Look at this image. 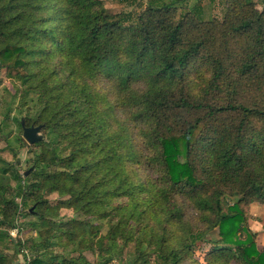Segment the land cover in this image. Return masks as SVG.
<instances>
[{"label": "trees", "instance_id": "1", "mask_svg": "<svg viewBox=\"0 0 264 264\" xmlns=\"http://www.w3.org/2000/svg\"><path fill=\"white\" fill-rule=\"evenodd\" d=\"M179 1L129 21L101 0H0V68L30 104L15 141L33 150L1 163L0 242L26 264H201L215 231L206 264H264L246 219L264 205V0L207 20ZM27 216L35 234L14 241Z\"/></svg>", "mask_w": 264, "mask_h": 264}, {"label": "rangeland", "instance_id": "2", "mask_svg": "<svg viewBox=\"0 0 264 264\" xmlns=\"http://www.w3.org/2000/svg\"><path fill=\"white\" fill-rule=\"evenodd\" d=\"M106 11L110 14H126L130 16L129 21H135L137 12L144 7L149 0H101ZM168 1V0H164ZM256 5L260 8L262 6L261 0H253ZM177 6V15L181 16L188 11L195 10L196 14L201 17V19L207 20L212 17L221 19L225 12V0H184L179 1L175 4ZM196 7H199L196 8ZM16 88L10 80L5 77L4 69L0 68V168L2 167L1 163H6V161L18 162L16 169L19 171L24 170L33 157V150L28 151V146L24 145L20 147V144L15 141L16 135L19 133V127L16 124L15 118L20 119L21 116L26 115L27 106L29 102L25 105H21L18 94L15 93ZM34 111L31 110L29 114H32ZM6 114L8 116H6ZM8 117V118H7ZM23 137V136H22ZM11 142V148L16 153V156L13 155V151L7 146V142ZM26 141V140H25ZM27 142V141H26ZM28 143V142H27ZM29 144V143H28ZM10 171L8 174L3 175L0 172V181H5L10 177ZM11 185H14V181L10 182ZM47 199H50L51 202L57 200L56 193L46 195ZM234 198H229L227 201L231 203ZM18 203H21L20 198L17 199ZM21 206V204H20ZM22 207L24 205L22 204ZM36 210L39 212L43 211L42 205H37ZM82 218L80 213H76L71 209L62 208L60 210V216L58 218L67 219L69 217ZM33 219L32 216H27L23 222L25 225L20 230L19 242L23 243L25 238L34 235L35 232L29 227L28 222ZM247 224L250 227L251 231L255 233V240L257 247L261 250H264V205L258 202H251L247 205L246 213ZM21 223V222H20ZM217 238L216 231L213 234H209L205 237L204 241H201L199 245H196L195 257L201 262V264H206L203 256L204 253L208 251L211 247V242L209 240H214ZM16 246V245H14ZM7 247V248H5ZM23 248L28 249L27 247L22 246ZM20 247V248H22ZM59 247H55V250H58ZM19 250V249H18ZM30 258L33 256V252L30 251ZM84 256L89 261V264H99L97 262V256L92 254L89 251H85ZM0 255L4 256L0 258V264H23L24 257L20 251L14 252L13 245H6L0 242ZM71 256H77V253L71 254ZM126 259L128 255H125ZM109 264H115L111 262Z\"/></svg>", "mask_w": 264, "mask_h": 264}, {"label": "water", "instance_id": "3", "mask_svg": "<svg viewBox=\"0 0 264 264\" xmlns=\"http://www.w3.org/2000/svg\"><path fill=\"white\" fill-rule=\"evenodd\" d=\"M21 125L23 130L22 136L29 144L43 139V134L41 133V125L25 126L23 120H21ZM27 172L28 171H25V173Z\"/></svg>", "mask_w": 264, "mask_h": 264}, {"label": "built area", "instance_id": "4", "mask_svg": "<svg viewBox=\"0 0 264 264\" xmlns=\"http://www.w3.org/2000/svg\"><path fill=\"white\" fill-rule=\"evenodd\" d=\"M10 237L16 241L21 235H20V230L17 227H13L9 230ZM20 253H22L24 257L23 264H26L30 261V252L26 248H19Z\"/></svg>", "mask_w": 264, "mask_h": 264}, {"label": "crops", "instance_id": "5", "mask_svg": "<svg viewBox=\"0 0 264 264\" xmlns=\"http://www.w3.org/2000/svg\"><path fill=\"white\" fill-rule=\"evenodd\" d=\"M15 264H17V262L15 261Z\"/></svg>", "mask_w": 264, "mask_h": 264}]
</instances>
